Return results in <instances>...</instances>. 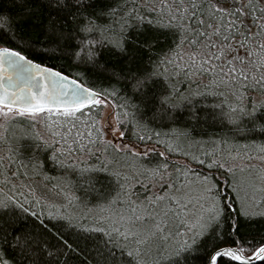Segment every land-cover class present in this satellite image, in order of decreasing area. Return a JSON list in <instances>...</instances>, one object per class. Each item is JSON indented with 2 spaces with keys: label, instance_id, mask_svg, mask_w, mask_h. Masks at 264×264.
Returning a JSON list of instances; mask_svg holds the SVG:
<instances>
[{
  "label": "snow or ice",
  "instance_id": "1",
  "mask_svg": "<svg viewBox=\"0 0 264 264\" xmlns=\"http://www.w3.org/2000/svg\"><path fill=\"white\" fill-rule=\"evenodd\" d=\"M12 4L0 264H264V0Z\"/></svg>",
  "mask_w": 264,
  "mask_h": 264
},
{
  "label": "trees",
  "instance_id": "2",
  "mask_svg": "<svg viewBox=\"0 0 264 264\" xmlns=\"http://www.w3.org/2000/svg\"><path fill=\"white\" fill-rule=\"evenodd\" d=\"M0 8H5L8 9L12 12H18L20 10V5H13L12 4V0H0ZM40 14H44V13H40ZM24 31L26 33H28L33 39L38 38L39 36V29L35 28L29 24H25L24 26ZM45 63H50V64H63L65 63L64 60H49L46 57L43 58ZM247 142V141H245ZM45 170L47 172H50V174L55 177L58 173L57 171H53L52 167L50 165L46 164V168ZM40 180V178H38V181ZM43 183L47 184L48 181L44 180ZM247 231H249L252 235H256L257 240L260 239V237L257 235V233H259L260 231H264V221H262L261 223H257L252 225ZM258 264V263H257Z\"/></svg>",
  "mask_w": 264,
  "mask_h": 264
},
{
  "label": "rangeland",
  "instance_id": "3",
  "mask_svg": "<svg viewBox=\"0 0 264 264\" xmlns=\"http://www.w3.org/2000/svg\"><path fill=\"white\" fill-rule=\"evenodd\" d=\"M38 127H39V125H38ZM39 182V181H38Z\"/></svg>",
  "mask_w": 264,
  "mask_h": 264
},
{
  "label": "water",
  "instance_id": "4",
  "mask_svg": "<svg viewBox=\"0 0 264 264\" xmlns=\"http://www.w3.org/2000/svg\"><path fill=\"white\" fill-rule=\"evenodd\" d=\"M258 263V262H257Z\"/></svg>",
  "mask_w": 264,
  "mask_h": 264
}]
</instances>
